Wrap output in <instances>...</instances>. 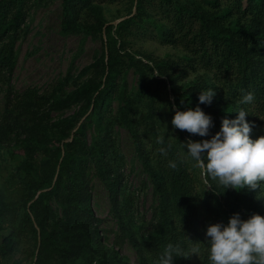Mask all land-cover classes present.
Instances as JSON below:
<instances>
[{"label":"trees","instance_id":"trees-1","mask_svg":"<svg viewBox=\"0 0 264 264\" xmlns=\"http://www.w3.org/2000/svg\"><path fill=\"white\" fill-rule=\"evenodd\" d=\"M29 1L0 2V81L8 84L16 67L19 30L32 7ZM93 1L64 0L65 29L71 27L75 13L80 14L83 9L90 10L95 22L88 25L95 24V29L103 37V53L93 67L103 71L104 80H90L65 99L55 94L40 95L30 89L23 93L8 90V116L6 124L0 126V134L21 130V134L31 138H27L30 150L37 155L47 151V145L52 141L45 116L46 108L54 111L82 104L85 106V115L89 114L86 121L77 127L72 140H69L71 137L64 138L54 150L52 164H49L51 176L39 184L36 192L50 190L41 193L36 200L34 194L28 201L30 204L26 203L20 229L6 237L0 247L4 256L13 251L15 240L27 224L32 227L38 251L27 255L31 257L32 264H50L55 253L66 256V243H75V246L80 243V248L74 247L73 252V255L78 256L81 249L85 251L83 254L88 255L89 251L104 248L99 220L91 205L92 191L87 176L92 167H96L97 174L106 183L114 205L117 208L120 205L121 210L125 208L131 214L132 199L129 196H125L123 206L120 204L123 193L120 163L123 156L110 125L103 121V109L108 111L111 103L118 99L124 104L121 119L126 120L129 112L136 108L138 97H144L151 105L150 111L156 110L159 97L148 82L144 63L127 52L126 62L121 52L134 31L142 30L145 22L152 20L146 15L147 6L160 9L170 23L169 27L164 26L159 30L162 40L182 46L190 54L188 62L192 69L200 66L214 74L222 87L227 113L235 118L238 115L236 111L244 108L249 113L246 119L254 124L252 138L264 135V0H230L231 7L225 10H220V0H204L214 10L195 6L193 1L190 4L191 0H133L136 3V15L122 21L116 29L102 19L101 11L93 5ZM97 1L105 3L110 0ZM236 15L240 17L235 19ZM128 66L134 68L139 76V94L132 99L127 95L125 82ZM206 88L213 90L208 85ZM245 92L254 94L252 103H241ZM188 94V98L179 94L176 96V106L181 110L195 108L199 103L200 93L196 89L190 90ZM216 102L221 103L222 100ZM200 107L204 111L208 109L207 104ZM174 112L171 108L169 114L173 116ZM223 113L222 109L219 117ZM92 128L98 135L90 143L87 140L88 131ZM188 134L195 141L210 139ZM162 148L165 153H160L165 157L157 156L156 166L154 157L139 149L146 171L161 199L157 208V222L151 227H146L144 223L138 229L148 239L150 258L142 254L133 238L132 241L141 255L142 264H156L163 248L170 242L184 245L195 243L202 248L200 257H177L174 264H207V249L203 244L207 227L213 223H227L229 217L237 212L247 219L242 207L249 209L251 190L224 191L206 174L203 182L196 174L197 168L190 167L184 158L187 154L182 153L179 147L168 141L160 146ZM169 161H174L177 167H169ZM256 191L260 197H264V189L258 188ZM53 197L64 206L62 220H56L49 208L48 200Z\"/></svg>","mask_w":264,"mask_h":264},{"label":"rangeland","instance_id":"rangeland-1","mask_svg":"<svg viewBox=\"0 0 264 264\" xmlns=\"http://www.w3.org/2000/svg\"><path fill=\"white\" fill-rule=\"evenodd\" d=\"M192 1L195 6L214 10L204 0H191L190 4ZM29 2L32 7L19 30L16 42L14 74L10 84L0 81V126L6 124L8 116L6 97L9 89L18 93L30 89L40 95L55 94L65 99L90 80H104L103 71L93 67L102 56L103 37L95 29V24L88 25L95 22L90 10L83 9L80 14L75 13L71 27L65 29L64 0ZM220 2V10H225L232 4L230 0ZM93 5L101 11L102 19L115 29L122 21L136 15V3L133 0H110L105 3L94 0ZM146 10V15L152 20L146 21L142 30L134 31L121 52L126 62L127 52L144 63L148 82L159 97L156 110L150 111L151 105L144 97H138L136 108L129 112L126 120L121 119L124 104L118 99L111 103L108 111L103 109V121L110 125L123 156L120 163L123 175L120 204L123 206L125 196H129L132 199L131 214L125 208L121 210L120 205L118 208L114 205L106 183L97 174L96 167H92L87 178L92 191L91 205L99 220L104 248L89 251L88 255L83 254V249H79L81 253L78 256L73 255V252L74 247L80 248V243L78 246L66 243V256L52 254L50 264H142L141 255L132 238L142 254L150 258L148 239L138 229L144 223L146 227H151L157 222V208L161 199L146 171L139 149L154 157V166L157 165V156L165 157V150L160 153V146L168 141L179 147L182 153H186L183 144L189 139L194 140V137L186 130L182 136L181 130L173 128V116L169 111L177 108L178 94L188 98L190 95L187 93L193 89L200 93L210 90L206 88L208 85L216 91L212 103L207 104L208 109L205 111L213 117L214 127L210 130L212 135L219 131L223 118H234L227 113L222 87L215 80L214 74L200 66L192 69L188 62L190 54L182 46L162 40L159 30L164 26L169 27L170 23L160 9L147 6ZM239 17L240 15H236L235 19ZM126 70L127 95L131 99L136 98L139 94V76L132 67L128 66ZM217 100L222 102L217 103ZM222 109L223 116L219 117ZM45 113L52 141L47 145L48 150L39 155L30 150L27 138H31L21 134V130L0 134V247L6 237L20 229L26 203L30 204L28 201L31 197L35 194L36 200L41 193L50 190L36 192L39 184L51 176L49 164H52L54 150L64 138L71 137L69 140H72L77 127L86 121L89 114L85 115V106L82 104L54 111L46 108ZM97 135L94 128L90 129L88 142L91 143ZM161 137L164 142L158 143ZM184 158L190 167L197 168L196 174L205 182L204 170L187 155ZM250 197L249 209L242 207L245 218L254 213L264 215V197H260L256 190H251ZM48 205L56 220L64 219V206L55 197L48 200ZM35 250L32 227L27 224L15 240L11 253L4 256L0 249V264H32L31 257L27 255Z\"/></svg>","mask_w":264,"mask_h":264},{"label":"clouds","instance_id":"clouds-1","mask_svg":"<svg viewBox=\"0 0 264 264\" xmlns=\"http://www.w3.org/2000/svg\"><path fill=\"white\" fill-rule=\"evenodd\" d=\"M215 95L216 91L211 89L201 91L195 108L175 109L171 120L173 128L211 137L199 141L189 139L183 144L187 156L224 191L264 189V135L252 138L254 124L246 119L249 113L244 108L236 111L235 118H223L219 131L212 135L213 117L200 105H210ZM253 101L252 92H245L241 99L242 104ZM163 142L161 137L158 143ZM169 167L175 169L177 165L169 161ZM203 244L207 249V264H264V215L254 213L244 219L237 212L227 223L210 224ZM201 251L202 248L195 243L170 242L163 248L156 264H174L177 257H200Z\"/></svg>","mask_w":264,"mask_h":264},{"label":"water","instance_id":"water-1","mask_svg":"<svg viewBox=\"0 0 264 264\" xmlns=\"http://www.w3.org/2000/svg\"><path fill=\"white\" fill-rule=\"evenodd\" d=\"M2 0H0V2H1Z\"/></svg>","mask_w":264,"mask_h":264}]
</instances>
